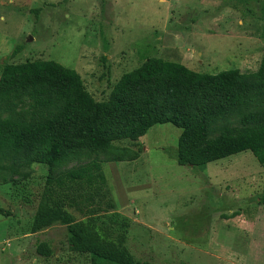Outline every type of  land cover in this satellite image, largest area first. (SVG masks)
Instances as JSON below:
<instances>
[{
    "label": "rangeland",
    "instance_id": "1",
    "mask_svg": "<svg viewBox=\"0 0 264 264\" xmlns=\"http://www.w3.org/2000/svg\"><path fill=\"white\" fill-rule=\"evenodd\" d=\"M149 56L197 72H253L264 57V0H0V68L56 61L75 70L98 101ZM223 121L235 124V117ZM179 132L156 123L137 140L119 139L91 156L100 160L105 200L113 204L105 214L127 224L123 246L152 264H264V168L247 150L179 165ZM132 151L137 157L127 160ZM16 170L0 174V264H114L70 250L59 222L31 233L46 171L39 164ZM39 240L49 242L50 256L34 254Z\"/></svg>",
    "mask_w": 264,
    "mask_h": 264
},
{
    "label": "trees",
    "instance_id": "2",
    "mask_svg": "<svg viewBox=\"0 0 264 264\" xmlns=\"http://www.w3.org/2000/svg\"><path fill=\"white\" fill-rule=\"evenodd\" d=\"M228 116L235 117V124L224 123ZM167 122L180 129L174 151L179 165L202 166L247 150L264 168V57L248 73L237 68L197 72L176 61L145 57L98 101L75 70L56 61L1 65L0 174L31 164L46 171L29 231L59 222L72 251L114 264H152L135 260L123 246L127 224L111 212L105 214L113 204L105 200L100 160L91 156L110 152L114 141H135L153 124ZM136 157L132 151L127 160ZM83 158L88 159L53 173ZM33 251L48 257L52 248L39 240Z\"/></svg>",
    "mask_w": 264,
    "mask_h": 264
},
{
    "label": "crops",
    "instance_id": "3",
    "mask_svg": "<svg viewBox=\"0 0 264 264\" xmlns=\"http://www.w3.org/2000/svg\"><path fill=\"white\" fill-rule=\"evenodd\" d=\"M185 53V52H184ZM181 63V62H180ZM181 64H183V63H181ZM184 65V64H183ZM227 69H231V68H227ZM222 70H225V69H222ZM193 71H196V70H193ZM240 71V70H239ZM241 72V71H240Z\"/></svg>",
    "mask_w": 264,
    "mask_h": 264
}]
</instances>
